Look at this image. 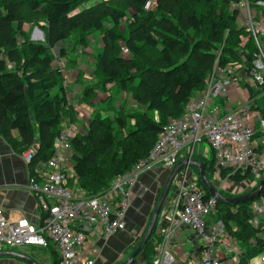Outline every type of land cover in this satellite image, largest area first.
Listing matches in <instances>:
<instances>
[{
	"label": "trees",
	"instance_id": "1",
	"mask_svg": "<svg viewBox=\"0 0 264 264\" xmlns=\"http://www.w3.org/2000/svg\"><path fill=\"white\" fill-rule=\"evenodd\" d=\"M89 1L0 0V137L19 155L34 147L32 167L54 155L56 137L78 116L62 86L64 67L56 59L67 55L63 44L73 33L81 47L88 45L93 32L102 34L103 46L94 60L102 86L113 85L122 95H130L139 111L125 114L120 103L113 117H94L85 130H76L69 138L73 178L68 186L93 197L106 191L114 177L148 158L168 121L180 118L185 105L202 92L213 67L238 59L235 46L244 36L237 26L239 12L231 6L239 0H155L151 11L144 10L147 0H108L79 9ZM122 21L125 35L118 30ZM26 24L40 26L43 43L29 39ZM123 49L126 56L121 54ZM91 87L84 89L83 100H89ZM192 157L205 164L211 182L213 152L210 160ZM191 172L210 196L198 170L191 167ZM229 172L223 170L221 177L231 184L250 177L248 172ZM252 203L217 202L212 218L225 224L227 238L240 249L238 264H250L264 253V232L249 224ZM157 224L142 251L150 245L153 250ZM152 256L144 253L140 264H149ZM52 264H57V257Z\"/></svg>",
	"mask_w": 264,
	"mask_h": 264
},
{
	"label": "built area",
	"instance_id": "2",
	"mask_svg": "<svg viewBox=\"0 0 264 264\" xmlns=\"http://www.w3.org/2000/svg\"><path fill=\"white\" fill-rule=\"evenodd\" d=\"M155 7V0H147L144 10ZM235 7L244 21L246 36L253 39L252 49H240L238 59L213 67L202 92L185 105L180 118L168 121L148 158L114 177L103 193L86 197L68 186L73 178L69 152L72 127H64L55 139L54 155L40 163L39 172L29 178V191L41 210L39 222L10 221L0 210V245L46 249L52 243L58 251L57 264H95L108 240L125 229L138 175L155 166L172 169L185 159L179 151L191 154L202 142L208 143L214 154L212 176L213 181H220V188L227 185L221 177L223 170H229V175L248 172L258 184L264 172V2L241 0ZM57 65L63 68L61 63ZM35 154L32 147L21 157L30 164ZM190 173L175 181L174 198L163 211L166 221L159 228L156 253L149 264H174L171 238L182 227L200 241L198 264H221L219 254L233 252L230 246L234 242L227 238L225 224L212 219L217 200L206 196ZM251 212L249 224L264 232V196L252 203ZM260 263L264 264V256Z\"/></svg>",
	"mask_w": 264,
	"mask_h": 264
},
{
	"label": "rangeland",
	"instance_id": "3",
	"mask_svg": "<svg viewBox=\"0 0 264 264\" xmlns=\"http://www.w3.org/2000/svg\"><path fill=\"white\" fill-rule=\"evenodd\" d=\"M239 1H241V0H239ZM235 4H237V3H235ZM235 4H232L231 6L234 7V6H236ZM238 18L239 19H238L237 26H238V29L241 30V32H242V34L240 36H244V37H242V38H244V41L242 43L240 42L238 44V46H235V48H236V50H239V52H240V49L251 50L253 39L252 38L250 39V37L246 36L244 21L241 17H238ZM38 23L40 25L43 24L41 21H38ZM106 27H108V25H106ZM25 29L28 32L29 39L32 42H35V43H43L44 42V32L38 24H30V25L26 24ZM118 30L123 35H125L126 31H125V24L123 21L121 22V25L119 26ZM226 35L227 34L225 33L224 39L226 38ZM76 38H77V34L73 33L71 35V37L64 42L63 47L67 50V55L65 56V58L63 60H61L59 58L56 59V62L61 63L64 67L63 69L65 70V71H62V73L64 75V80H63L62 86H65L68 88L67 92L70 94V96H69L70 100L69 101L72 105L74 104L77 108H80L79 111L75 109L76 113L81 112V115L77 116L76 122L71 126L72 129L69 132L70 138H72L74 136L75 130H79L82 128H84V130H85L87 125H88L89 120L93 119L94 117H97V116H99L101 118L113 117V115L116 114L115 111L117 109V104L119 102L121 103V106L125 107V110L123 109V112L125 114L138 113V111H139L138 108L136 107V105L134 104L130 95H122L119 92V90L113 85L102 86V79L96 73L95 65H94L95 57L97 56L98 53H100L102 46H103L102 34L94 33V32L92 34H90V36H88V39H87L88 45H86L85 47H81L80 45H78L77 42L75 41ZM119 45L121 46V45H123V43L119 42ZM121 54H123L124 56L127 55V53L125 52L124 49L121 51ZM56 55H58V54H56ZM72 72H76L77 75L70 77L72 75ZM74 85H75V87H72ZM90 86H92L91 88H93V91H91V94L89 96V100L83 101V91L85 88H88ZM152 118L154 120L157 119L155 115H152ZM188 152H189V154H188ZM178 153L180 155H183L185 157V159L190 158V159L194 160L192 155L202 157L206 160L211 159V147L206 142L196 144L194 146L193 152L191 154H190V151H184V152L179 151ZM155 168H159V167L155 166V167L148 168L145 170L144 173L153 171ZM159 173L160 172H158V174ZM142 174L138 175V178ZM179 175L180 174H178L175 177L174 183L172 185H175V181L180 182V180H179L180 178L178 177ZM190 175L195 176L192 172L190 173ZM153 176H154L152 178L153 180L158 181L159 178H161V177H162V180L158 181V186H156L154 188V190L152 188V190L154 191L153 194L148 193L145 196L143 195L144 198H143V196L140 197V199L146 201V204L150 205V208L147 212L146 218L143 219L142 226L140 227L139 236H138L139 238L137 240H135V243H133L132 246L128 247L127 249H124L123 251L120 250L121 251L119 253L120 257H118L113 264H121L122 262H124L130 256V254H132V252L134 251L136 246L139 244L140 240L142 239V237L144 235V232L147 228L148 222H149L151 215H152V212L154 210L155 204L159 198V195L163 189V185H164L168 175L166 176V175L160 174V176H159L157 174H153ZM138 178H137L136 182L138 181ZM213 179L214 178L212 177L211 182L214 183L213 184L214 187L220 189V185L217 184V183L220 184V181L219 180L213 181ZM226 183H227V185L223 186L219 192L222 196H224V195L228 196V195H234V194L236 195V193L239 194L242 192H244V194L252 192L255 190V186L257 184V183L256 184L253 183L251 178L247 179L245 182H242V183L230 184L231 182H228V181ZM135 185H136V183H135ZM227 186L232 188L231 189L232 193L228 192ZM173 190H174V188L172 186L171 190L167 194V197L163 203V206H162L160 214L157 218L156 224L158 221L159 222L162 221V224L165 223L166 219L163 216V211L166 209V207H168V205H169V204L167 205L168 201L170 203L171 200L174 198ZM241 195H243V194H241ZM241 195H239V196H241ZM138 198H139V196H138ZM133 199H134V194H133ZM132 202H133V200H132ZM262 238L264 239V234H262ZM51 247L54 251H56V249H54L53 245H51ZM28 249L31 250L29 255L38 264H52L55 252L51 253L49 251V249H40V248H32V247H28ZM0 250L1 251H3V250L4 251H18L19 249L18 248H7L6 246L0 245ZM144 253H145V256L148 255V258L153 253V256H152V259H153L154 255L156 253V247L154 246L153 250H152V245H150V247L147 249V251H142L141 255L137 258V264L141 263V259H142L141 256H144ZM258 256H260V257L264 256V253H262V255L260 254ZM260 259L261 258H259V261H260ZM192 263H193L192 261H189L188 264H192ZM221 263H222V261H221Z\"/></svg>",
	"mask_w": 264,
	"mask_h": 264
},
{
	"label": "crops",
	"instance_id": "4",
	"mask_svg": "<svg viewBox=\"0 0 264 264\" xmlns=\"http://www.w3.org/2000/svg\"><path fill=\"white\" fill-rule=\"evenodd\" d=\"M101 1L108 0H90L85 5L81 6L79 9H84ZM108 26L110 27V25ZM24 30L26 31L25 26ZM76 75V72H72V75L70 77ZM72 87H75V85ZM67 89L68 88L66 87V90ZM231 93H234V90H232ZM67 94V96L69 97L70 94L68 92ZM233 96L235 97V95ZM74 107L76 110H80V108H77L75 105ZM80 115L81 112L78 113V116ZM13 136H16L15 132H13ZM39 169L40 168L38 166L32 167L31 165L27 164L22 159L21 155L17 154L10 147V145L2 137H0V210L4 213L5 217L8 218V220L16 221L19 219H26L33 224H37L39 222V219L41 217V210L38 205V200L29 191V178L32 175L35 177L36 174L39 172ZM158 172L160 173L158 174ZM167 173V170L162 169L160 167L155 168L153 171L150 172H143V174L141 173L142 175L138 178V181L135 182L136 185L134 184V199L131 207L126 213L125 229L123 231L117 232L108 240V242L104 245L102 249L103 253L100 255L99 259L95 261V264H113L116 259L120 257V250L123 251L124 249H127L128 247L132 246V244L135 243V240L139 238L138 236L140 227L142 226L143 219L146 218L147 212L150 208V205L146 204V201L140 199V197L143 195L145 196L148 193L153 194L154 188L158 186V181L162 180V177L159 178L158 181L153 180V174H157L159 176L160 174H162L167 176ZM227 189L228 192L232 193V188L227 186ZM241 194H244V192L239 194L236 193V195L234 194L231 196L237 197ZM168 204L169 201L167 205ZM161 224L162 221H158L157 227L155 228V233L153 235L154 242L159 239L158 233ZM51 245L53 244L49 243L46 249H49L51 253L55 252L54 256L58 259L57 248L53 245L54 249H56V251H54ZM200 248L201 246L199 239L188 228H180L179 230H177L176 234L171 238L170 253L175 260L174 264H188L189 261H192V264H198L201 252ZM230 248L233 251L232 253L219 254L220 262L222 261L221 264L239 263L240 249L238 248L235 242L234 245L230 246ZM20 251L21 249L16 252ZM261 257L258 256L249 263L261 264L259 261V258ZM20 263L21 262H19V260L13 258H0V264Z\"/></svg>",
	"mask_w": 264,
	"mask_h": 264
},
{
	"label": "water",
	"instance_id": "5",
	"mask_svg": "<svg viewBox=\"0 0 264 264\" xmlns=\"http://www.w3.org/2000/svg\"><path fill=\"white\" fill-rule=\"evenodd\" d=\"M185 166L195 167L198 170L199 176H200V182L205 187V189L207 190L209 195L211 197H214L218 203L237 205V204H240V203H243L246 201H254L260 196L262 189L264 187V172H263L254 191L243 194L241 196L228 198V197L222 196L219 193V191L217 190V188H215L214 185L207 179L206 167H205L204 163H199V162L192 160L190 158L183 159V160L179 161L175 167H173L171 170H167L168 171L167 179L163 185V189H162V191L159 195V198L155 204L151 218L148 222L147 228L144 232V235H143L138 247L121 264H133L135 262L137 256L142 253V250H143L144 246L146 245V243L148 242V240L151 236V233H152V231L156 225L157 218L160 214L161 208H162L163 203L167 197V194L169 193V191L171 190V188L173 186L172 184L174 183L175 177L179 173V171ZM82 230H84V232L87 234L89 233V229H87V228H82ZM28 251H29L28 248H22L20 252L0 251V258H2V257L13 258V259L19 260L21 262H24L25 264H38L31 257H29L28 255L23 253V252H28Z\"/></svg>",
	"mask_w": 264,
	"mask_h": 264
},
{
	"label": "bare ground",
	"instance_id": "6",
	"mask_svg": "<svg viewBox=\"0 0 264 264\" xmlns=\"http://www.w3.org/2000/svg\"><path fill=\"white\" fill-rule=\"evenodd\" d=\"M187 172H191V168H190V166H185V167H183L180 171H179V173L178 174H180L178 177L179 178H182ZM177 174V175H178ZM176 175V176H177ZM226 180H227V178H225ZM228 181V180H227ZM218 184V183H217ZM174 186V185H173ZM217 190L218 191H220L221 190V188L220 189H218L217 188Z\"/></svg>",
	"mask_w": 264,
	"mask_h": 264
},
{
	"label": "flooded vegetation",
	"instance_id": "7",
	"mask_svg": "<svg viewBox=\"0 0 264 264\" xmlns=\"http://www.w3.org/2000/svg\"><path fill=\"white\" fill-rule=\"evenodd\" d=\"M29 250V249H28ZM30 251L31 250H29L28 252H23L24 254H26V255H28L29 257H31L29 254H30ZM19 262H21V261H19ZM20 264H25L24 262H21Z\"/></svg>",
	"mask_w": 264,
	"mask_h": 264
}]
</instances>
